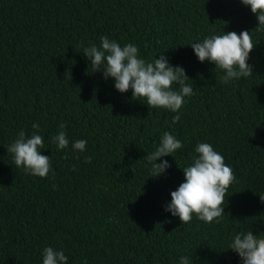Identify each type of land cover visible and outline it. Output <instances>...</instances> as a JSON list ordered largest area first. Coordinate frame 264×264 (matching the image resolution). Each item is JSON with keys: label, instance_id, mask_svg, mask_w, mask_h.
<instances>
[{"label": "trees", "instance_id": "trees-1", "mask_svg": "<svg viewBox=\"0 0 264 264\" xmlns=\"http://www.w3.org/2000/svg\"><path fill=\"white\" fill-rule=\"evenodd\" d=\"M240 0H0V264H42L45 247L68 264H242L234 234L264 235V27ZM249 31L253 75L221 82L190 47L211 35ZM108 36L132 43L152 62L165 55L194 89L179 113L149 108L93 73L84 47ZM178 87V86H177ZM180 120L173 123V117ZM39 123L47 178L26 174L7 148ZM60 123L69 147L51 143ZM170 132L183 148L145 157ZM86 140V151L72 142ZM206 142L234 170L220 223H189L165 211L184 182L197 144ZM92 158L85 163V157ZM67 157V158H65ZM53 185H56L55 189Z\"/></svg>", "mask_w": 264, "mask_h": 264}, {"label": "clouds", "instance_id": "clouds-1", "mask_svg": "<svg viewBox=\"0 0 264 264\" xmlns=\"http://www.w3.org/2000/svg\"><path fill=\"white\" fill-rule=\"evenodd\" d=\"M245 7L257 16L259 30L264 27V0H240ZM190 47L201 63L211 62L215 69H220V77L224 84L240 78L253 75V66L248 63L250 54L255 49L249 31L227 32L222 35H211L200 42L192 43ZM83 54L90 61L93 73L100 72L105 80H114L115 89L121 94H133V99L146 101L149 108L165 109L179 113L186 97L194 94V89L187 83L189 77L181 66H172L165 55L159 59L147 62L140 57L139 48L132 43L121 46L108 36L100 38V44L95 43L84 47ZM178 86V87H177ZM180 120V115L173 117V123ZM67 125L60 123L59 131L51 137V143L60 150L67 149L70 141ZM34 131L29 136L25 130L17 133V138L7 148L13 154L14 164L22 168L26 174L47 178L49 173L55 176L51 158L42 155L44 137L40 135V124L33 123ZM72 149L86 151L87 141L76 140L71 144ZM183 148L181 140L170 132H164L159 146L148 154L145 159L151 165L154 178L165 175L171 168L163 157ZM196 156L192 163L182 169L184 182L177 190L171 192V202L165 206V211L173 217H179L182 224L189 223L193 215L205 223H220L225 215V198L231 185L236 183L234 170L228 166L222 154L206 142L197 144ZM67 158V157H65ZM90 156L85 157V163H91ZM56 185H53L55 189ZM264 201V197H261ZM241 259L242 264H264V235L256 236L250 231L234 234L229 245ZM42 264H68V257L63 250L45 247L42 252ZM87 264V260L84 261ZM179 264H190L188 256H181Z\"/></svg>", "mask_w": 264, "mask_h": 264}]
</instances>
